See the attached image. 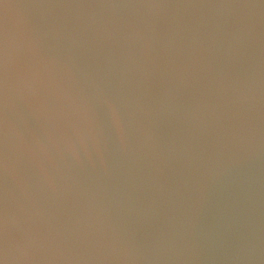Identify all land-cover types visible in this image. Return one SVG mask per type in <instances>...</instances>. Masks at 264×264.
<instances>
[{
	"label": "water",
	"instance_id": "95a60500",
	"mask_svg": "<svg viewBox=\"0 0 264 264\" xmlns=\"http://www.w3.org/2000/svg\"><path fill=\"white\" fill-rule=\"evenodd\" d=\"M0 264H264V0H0Z\"/></svg>",
	"mask_w": 264,
	"mask_h": 264
}]
</instances>
